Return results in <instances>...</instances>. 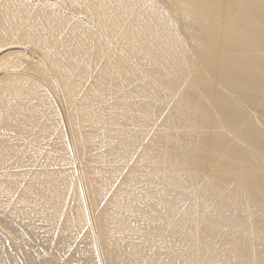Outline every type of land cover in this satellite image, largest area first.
I'll return each mask as SVG.
<instances>
[{
	"label": "bare ground",
	"instance_id": "bare-ground-1",
	"mask_svg": "<svg viewBox=\"0 0 264 264\" xmlns=\"http://www.w3.org/2000/svg\"><path fill=\"white\" fill-rule=\"evenodd\" d=\"M0 264H264V0H0Z\"/></svg>",
	"mask_w": 264,
	"mask_h": 264
},
{
	"label": "rangeland",
	"instance_id": "rangeland-1",
	"mask_svg": "<svg viewBox=\"0 0 264 264\" xmlns=\"http://www.w3.org/2000/svg\"><path fill=\"white\" fill-rule=\"evenodd\" d=\"M62 7H64V6H62Z\"/></svg>",
	"mask_w": 264,
	"mask_h": 264
}]
</instances>
